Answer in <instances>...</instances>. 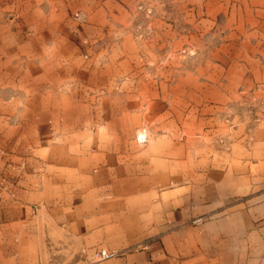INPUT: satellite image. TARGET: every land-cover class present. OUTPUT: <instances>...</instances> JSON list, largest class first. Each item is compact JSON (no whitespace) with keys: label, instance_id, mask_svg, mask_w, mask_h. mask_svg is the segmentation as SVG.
Here are the masks:
<instances>
[{"label":"crops","instance_id":"obj_1","mask_svg":"<svg viewBox=\"0 0 264 264\" xmlns=\"http://www.w3.org/2000/svg\"><path fill=\"white\" fill-rule=\"evenodd\" d=\"M129 2L0 0V264H264V0H207L230 74L147 81L145 142Z\"/></svg>","mask_w":264,"mask_h":264},{"label":"rangeland","instance_id":"obj_2","mask_svg":"<svg viewBox=\"0 0 264 264\" xmlns=\"http://www.w3.org/2000/svg\"><path fill=\"white\" fill-rule=\"evenodd\" d=\"M131 1L132 28L135 29L133 35L139 55L136 66L129 73L131 79L121 76L120 80L133 81L132 84L129 87L120 86L119 91L121 95L127 90L135 94L133 105L136 111L145 112L147 123L140 114L141 118L136 119L138 123L134 129L136 142H143L138 139V135L146 134L147 140L150 128L156 129V121L149 119L148 115L152 108L143 97L147 81H194L192 71L197 67L205 69L201 81H208L212 75L223 81L230 71L218 66L209 70L211 75L207 73L206 63L212 59L217 48L222 51L223 42L227 40L228 23L221 15L208 20L207 0ZM229 28L232 36H236L231 40L238 43L239 23L234 22ZM247 40L250 43V39ZM151 89L150 94H159V86L153 85Z\"/></svg>","mask_w":264,"mask_h":264},{"label":"built area","instance_id":"obj_3","mask_svg":"<svg viewBox=\"0 0 264 264\" xmlns=\"http://www.w3.org/2000/svg\"><path fill=\"white\" fill-rule=\"evenodd\" d=\"M138 139L141 141L145 140V135H138ZM118 250H111V251H100L97 255H98V259L99 258H105V257H110V256H114V255H118Z\"/></svg>","mask_w":264,"mask_h":264}]
</instances>
